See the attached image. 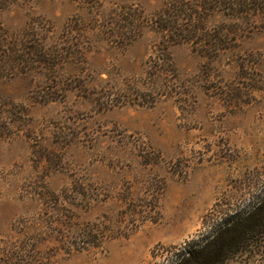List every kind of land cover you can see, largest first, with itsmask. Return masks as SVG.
Returning <instances> with one entry per match:
<instances>
[{
	"label": "rangeland",
	"instance_id": "374dc122",
	"mask_svg": "<svg viewBox=\"0 0 264 264\" xmlns=\"http://www.w3.org/2000/svg\"><path fill=\"white\" fill-rule=\"evenodd\" d=\"M262 8L0 0V264H177L259 202Z\"/></svg>",
	"mask_w": 264,
	"mask_h": 264
},
{
	"label": "trees",
	"instance_id": "16d2710c",
	"mask_svg": "<svg viewBox=\"0 0 264 264\" xmlns=\"http://www.w3.org/2000/svg\"><path fill=\"white\" fill-rule=\"evenodd\" d=\"M252 6V9H259L255 8V4ZM248 10L250 11V6ZM263 236L264 197L247 212L224 223L205 244L189 252L177 264H218L229 256L236 255L253 241L256 243Z\"/></svg>",
	"mask_w": 264,
	"mask_h": 264
}]
</instances>
